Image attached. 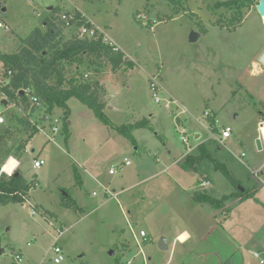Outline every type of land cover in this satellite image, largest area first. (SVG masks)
<instances>
[{"label": "rangeland", "instance_id": "rangeland-1", "mask_svg": "<svg viewBox=\"0 0 264 264\" xmlns=\"http://www.w3.org/2000/svg\"><path fill=\"white\" fill-rule=\"evenodd\" d=\"M221 1L226 0H180L181 11L172 15L174 5L168 0H0L5 9L3 11L1 7L0 21L2 19L9 28H0V52H12L13 49L15 52L35 26L45 32L47 27L40 22L50 13L47 10L49 6L58 5L54 14L56 18L63 12L82 14L85 11L100 25L96 28L98 33L103 31L106 36H111L128 54L129 60L135 65L138 63L135 69L124 71L123 68V72L107 78L110 99L117 103L119 109L108 108L105 113L116 126L153 115L150 118L154 127L137 129L135 135L139 143L134 144L116 128L100 121L76 97L68 101L71 108L69 114L57 109L55 114L60 118L61 128L55 135L56 143L46 141L47 136L38 132L25 150L18 152L19 158L16 154L14 156L20 162L19 170L29 180L36 178L39 185L32 190L26 206L20 202L5 205L0 202V247L4 250L0 255V264H42L44 260V264H53L50 250L61 222L67 228L59 241L66 256L61 264H125L138 251L131 226L137 233L145 228L152 239L143 243L147 264H150L149 256L154 264H165L169 258V264H177L188 245L189 249L195 248L196 240L187 245L176 242L175 252L170 256L172 233L178 228L192 231L196 227L197 230L210 231L212 227L207 220L196 223L194 218L185 217L179 208L180 199L172 194L175 186L180 184L173 175L181 169L178 161L189 147L201 140H204L201 144H206L213 152V157L203 162L201 170L213 174L218 171V178L209 191L218 188L219 200L224 197V192H235L241 188L243 193L245 189L249 192L257 185L255 195L245 192V199L234 203L228 212L219 211L218 249L233 247L229 242L231 240L228 241L222 233L224 228L238 243L244 263L260 264V259H256L251 251L260 253L264 259V141L258 128V121L264 114V69L258 63L261 71H255L251 61L257 59L264 49V19L256 7L259 0H255L250 9L243 10L241 25L234 30L221 27L216 24L217 19H227L233 13L224 6L217 7V2ZM140 15H145L146 19ZM84 19L90 20L85 16ZM63 24L60 21L57 24L62 30V43L79 39L76 31L66 29ZM205 28L206 32L203 31ZM193 32L200 36L196 41L191 40ZM111 45L120 49L114 42ZM81 57V64L66 62V85L75 77L78 82H98L103 87L97 79L90 77L91 73L102 74L106 69H112L111 64L104 58L88 57L86 53ZM145 70L151 71V75L160 72L158 75H161L165 92L179 97L202 120H206L204 111L213 108L217 112L218 132L224 126L232 128V136L225 145L211 141L205 122L199 124L191 116L185 120L188 133L192 136L188 145L184 143L174 122L180 110L177 111L174 105L169 109L155 102L150 75L147 76ZM4 73L2 67L1 86L8 84ZM19 92L25 94L23 89ZM105 96L106 92L104 99H107ZM30 100L27 96V101H19V107H11L7 112L2 128L11 127V131L4 132L0 128V157L4 154L0 162L9 153L18 151V146L27 141L32 132V127L29 125L27 128L20 122L21 119L29 121L30 115L36 112L39 120L44 114L43 106L41 109L33 108ZM185 115L181 114L182 117ZM66 123L70 132L67 141L64 132ZM261 127L264 133V122ZM195 129L202 134L199 140L193 135ZM49 136L53 137V134L49 132ZM258 139H261L260 147ZM34 148L37 152H33ZM196 152L197 149H194L191 153ZM14 157L6 162L11 164L5 166L8 171L17 163ZM35 157L46 160L38 170L33 169ZM125 158L132 164L125 165ZM217 162L222 164L220 166L224 165L233 179L239 180L232 182L222 170L215 169ZM111 165L116 167L114 175L109 172ZM88 169L95 172L101 183L111 190L117 182L125 188L137 180L142 183L139 189L129 188L124 196H119L121 207L112 198L104 208L93 211V206L99 205L103 196L102 188L94 181L89 182L91 175ZM251 170L260 173V177L255 179L258 183L250 178ZM150 176L151 180L143 182ZM193 176L192 173L183 176L185 185H193ZM177 179L182 180V176H177ZM95 187L98 196L93 197ZM84 190L89 191L87 203L82 197ZM32 203L44 204L59 219L48 220L39 211L32 214ZM223 207L222 203L218 204V210ZM128 209L134 212L136 219L132 218ZM207 210L212 211V208L208 206ZM113 228H117L118 233L113 234ZM162 231L170 238L166 249H161L158 243ZM205 243L192 255L188 253L186 264H204L199 251L207 249L209 246L206 245L213 242ZM123 245L131 247L132 251L124 253L121 250ZM17 253L23 256L21 262L15 260ZM136 259L143 261L142 256ZM221 259L224 258L220 254L218 259L213 255L209 257L210 264H224Z\"/></svg>", "mask_w": 264, "mask_h": 264}, {"label": "trees", "instance_id": "trees-1", "mask_svg": "<svg viewBox=\"0 0 264 264\" xmlns=\"http://www.w3.org/2000/svg\"><path fill=\"white\" fill-rule=\"evenodd\" d=\"M168 1L174 5L172 15L178 14L182 9L179 4L180 0ZM255 3V0H226L217 2V7L224 6L233 13L227 19H217L216 24L234 30L243 22V10L246 8L250 9ZM56 12L57 9H54L52 16L45 19L44 25L47 27L45 32L37 27L21 41L19 48L15 52H0V61L3 63L5 70L4 76L8 80V84L2 86L1 90L8 96L9 102H18V100L25 102L27 101L26 94L19 91L27 87L32 88L45 107L46 113L50 115L54 113L56 108H61L66 114H69L70 108L68 106V100L76 97L83 104L87 105L100 121L108 127L116 128L120 134L136 144V139L133 134L134 130L150 128V120L148 118H142L134 123L119 126L114 125L105 113V89L98 82H78L75 77H72L67 82L68 85H66L64 75L66 62L71 64L77 62L81 64L83 62L81 56L84 53L88 57L95 56L96 58H104L106 62L111 64L112 69L115 71L123 68H133L135 63L129 60L121 49L103 43L102 35L96 39L74 38L62 43V30L54 22L56 18L54 14ZM172 15L170 16L171 19L173 18ZM203 31L206 32V28ZM58 37H61V39H58ZM208 120L210 121L212 130L218 132L215 116L212 115ZM20 122L26 124L27 128H29V125L31 126V122L25 119H21ZM2 131L9 132L11 130L9 127H5L2 128ZM64 131L67 139L70 135L67 123ZM37 133L38 129L36 126H32V132L29 138L18 146V151L14 155H17L19 151L25 150L28 142ZM209 157H213V152L207 148L206 144H200L197 147L196 153H189L184 157L182 167L188 170L199 171L203 162ZM220 165L222 164L217 162L214 166L215 169L222 170L227 178L235 182L228 170L223 167L224 165ZM33 188H35L33 182H28L19 170L12 176H8L6 173H0V201L3 204L9 202H26L30 198L29 192ZM256 190L254 186L252 189H249V192L245 189V192L255 195ZM245 192L243 193L238 189L231 196L245 199ZM228 198L230 196H224L221 200H216L207 196L202 197L200 193H195V199L197 201L209 202L215 206H218L219 203L226 201Z\"/></svg>", "mask_w": 264, "mask_h": 264}, {"label": "crops", "instance_id": "crops-1", "mask_svg": "<svg viewBox=\"0 0 264 264\" xmlns=\"http://www.w3.org/2000/svg\"><path fill=\"white\" fill-rule=\"evenodd\" d=\"M67 5V4H66ZM2 8H3V11L5 10L4 9V7H3V4H2ZM59 7H58V5L57 6H55V5H52V6H49L48 7V11L50 12V13H47L46 14V16H44L43 18H42V20H41V22L40 23H42V24H44V21H45V19L47 18V17H51V15H52V11L54 10V9H58ZM82 14L85 16V17H88L89 19H90V21L93 23V24H95L96 26H98L99 24L98 23H96L94 20H93V18L92 17H90L85 11H82ZM1 18V17H0ZM1 21H3L2 19H1ZM4 22V21H3ZM100 26V25H99ZM37 27H39V26H35L32 30H34L35 28H37ZM32 30H31V32H32ZM30 32V33H31ZM111 37V36H110ZM200 37V36H199ZM111 39H112V41L114 42V43H116V45L120 48V46L117 44V42L111 37ZM19 45V44H18ZM17 45V46H18ZM16 46V47H17ZM15 47V48H16ZM121 49V48H120ZM122 50V49H121ZM14 51V49L12 50V52ZM123 51V50H122ZM123 52H125V51H123ZM260 52V51H259ZM6 53H10V52H6ZM127 56H128V54L127 53H125ZM129 57V56H128ZM257 59H255V60H252L251 62L253 63L254 61V63H258L257 61H256ZM0 71H1V69H2V67H3V63L0 61ZM136 65H138V63H136ZM135 65V66H136ZM135 66L133 67V68H130V69H124V71H126V70H131V69H135ZM263 70V69H262ZM120 71H122L123 72V70L121 69V70H117V71H114V70H112L111 68H108V70L106 69V71L103 73L102 72V74H100V73H98L97 75H94V74H92L91 73V78H93V79H97L102 85H103V87H104V89L106 90V96H107V99H104L105 100V102H106V109H105V112H106V110H108V108H110V109H113V110H118L119 109V106L117 105V103H115L113 100H111L110 99V89H109V86H108V80H107V78H109L110 76H114V75H117V74H119L120 73ZM146 71V70H145ZM146 73H147V76H148V74L149 75H151V71H146ZM100 74V75H99ZM1 85H0V102H2L3 100H5L6 101V103L5 104H10V103H13V102H10V103H8L9 101L7 100L8 99V96L4 93V91H2L1 90ZM164 88V87H163ZM117 90H118V88H117ZM117 90H115V92H117L118 93V91ZM165 90V89H164ZM164 93H166L165 91H164ZM111 95H113L114 96V93H111ZM166 95H168V96H170V97H172V98H174V99H176V100H178L179 102H180V104H182L184 107H185V109L187 110V112L185 113V114H187V115H185V116H183V119H187L188 118V116H191L197 123H201L202 125H203V122H205V128L206 129H209L208 128V126H209V123H210V121L208 120V118L209 117H211L212 115H214L215 116V121H216V126H217V123H218V119H217V112L213 109V108H211V109H206L205 111H209L211 114H210V116L209 117H207V118H205V116H204V118L206 119L205 121L204 120H202L199 116L197 117L191 110H190V108H188V106L186 105V104H184V102H182L181 100H180V98L179 97H177L176 95H174L173 93H171V92H167L166 93ZM105 96V97H106ZM69 101V100H68ZM18 102H19V100H18ZM17 102V103H18ZM107 102H109V104H107ZM3 103V102H2ZM115 105H114V104ZM68 106H69V108H70V105H69V102H68ZM57 109H61V108H56L55 109V111L57 110ZM62 110V109H61ZM55 111H54V114H55ZM70 111H71V108H70ZM204 111V112H205ZM261 113H263V112H261ZM56 115V114H55ZM203 115H204V113H203ZM37 116H38V113H36V112H33L31 115H30V120L31 121H33V122H35V123H38V119H37ZM145 116V115H144ZM150 116H153V115H149V116H145L146 118H148L149 120H150V128H147V129H154V127H153V124H152V118H150ZM41 117V116H40ZM39 117V118H40ZM264 114H263V116L259 119V121H258V128L260 127V125H261V123H263L264 122ZM203 121V122H202ZM93 122H95L96 124H99L97 121H93ZM174 122H175V119H174ZM186 120L184 121V123H185V125H186V127H187V124H186ZM71 122H69V124H70ZM46 126H48V124H46ZM3 127V124H0V128H2ZM197 127V126H196ZM225 127V126H224ZM9 128H11V127H9ZM108 128V127H107ZM137 130V129H136ZM136 130L134 131V136H135V139H136V144H138L139 142H138V139H137V137H136V135H135V132H136ZM65 132V131H64ZM219 133V132H218ZM193 135H194V137H195V139L196 140H199L200 138H201V136H202V134H201V132L200 131H198L197 129H195V131H194V133H193ZM197 135H198V137H197ZM57 136V135H56ZM54 137L53 138V142H55V139H57V137ZM232 136V135H231ZM231 137H229L228 139H230ZM209 139L211 140V141H217V140H214V139H211L210 138V136H209ZM227 139V140H228ZM227 140H225V142L227 141ZM261 140V139H260ZM46 141H48V142H51L49 139H47ZM65 141H67V139H66V137H65ZM30 142V141H29ZM28 142V143H29ZM202 142H204V140H201V141H199L198 143H196V144H194V146H191L192 148H193V150L194 149H197V147L202 143ZM218 142V141H217ZM56 143V142H55ZM225 145V144H224ZM209 147V146H208ZM137 150L139 149V147L138 148H136ZM257 150H259V149H257ZM261 151V148H260V150H259V152ZM33 152H37L36 151V149L34 148L33 149ZM110 153V150L108 151V154ZM169 154H171V152L169 151ZM15 155L11 152V153H9V155L7 156V157H4L3 158V160H1V165H0V168L2 167V165H4V163L6 162V161H8V159L10 158V157H14ZM1 157H3V156H1ZM0 157V159H2ZM14 158H16V157H14ZM5 159V160H4ZM35 159H43V160H45L44 158H39V157H35V158H33V162H34V160ZM126 159V158H125ZM124 159V160H125ZM18 160V159H17ZM158 160H160L159 158H158ZM183 160H184V154L182 155V157H181V159L178 161L179 163H180V166H181V169L179 170H177V171H175L174 172V178H175V180L178 182V184L180 183L181 185H183V186H181L180 184L179 185H177V186H175V190H174V192L172 193L173 194V196L175 197V198H177V199H180L179 201H178V203L179 204H181V206L179 207V208H181V210H182V212H183V214L185 215V217H187V218H194V221L197 223H203V221L204 220H207V221H209L211 224H212V227H211V230L210 231H201V230H197V228L196 227H193V229H192V231L190 230V229H188V228H183V229H179L178 228V230H176V231H174L173 233H172V247H171V252H170V256L173 254V252H175L174 251V246H175V244H176V242L177 243H180V244H184V245H187V244H189L190 243V241H192V240H196L195 242H194V247L195 248H188V246L186 247V252H184L179 258H178V261H177V264H186V260L188 259V255L189 254H191L192 255V253H194L193 251L196 249V248H198L199 249V247H201L202 245H205L206 243L205 242H208V241H212L213 243L212 244H209V245H206V246H209L207 249H205V250H202V251H199V255L201 256V257H203V259H204V264H210V260H209V257L210 256H214V258L215 259H218V254H220L221 256H222V258H224V259H221V263H224V264H230V263H232V264H245L244 263V258H243V253L240 251V247H238V243L236 242V241H234V238L232 237V235H229L228 233H227V231L223 228L222 229V233L224 234V235H226L227 236V239H228V241L229 240H231V241H229L230 242V244L233 246V247H231L229 250L227 249V250H221V249H218V214H219V211H225V212H228L229 211V209L230 208H232V205L234 204V203H237V202H240V201H243V198L242 197H234V196H231V195H233L235 192L234 191H230V192H224V194H222V196H230V198H228L225 202H222V205L224 206L222 209H220V210H218V206L217 207H214V205H212L211 203L209 204L208 202H200V201H197L196 199H195V193H200L201 195H202V197H211V198H214V199H216V200H218V188H216V189H214L213 191H209V189L210 188H212L213 189V183L215 182V179L216 178H218V175H217V172L218 171H216V172H214V174L213 173H211V172H209V173H206V172H202V170L200 169L199 171H195V170H191V169H185V168H183L182 167V162H183ZM19 161V160H18ZM74 161H76L75 159H74ZM45 163H46V160H45ZM132 164V163H131ZM130 164V165H131ZM113 165H111V167H112ZM85 167V166H84ZM111 167H110V169H111ZM168 168V167H167ZM33 169H35L34 167H33ZM87 169V168H86ZM109 169V170H110ZM18 170H19V168H18ZM17 170V171H18ZM35 170H38V169H35ZM20 171V170H19ZM21 172V171H20ZM88 172L90 173V175H91V177H90V181L89 182H92V181H94L96 184H98L101 188H102V199L99 201V205H94L93 206V211H97V210H99V209H102V208H104V206H105V204L107 203V201L108 200H112V198H113V200H115L118 204H119V206L121 207V201H120V197L119 196H124L125 194H126V191H127V189H129V188H137V189H139V185L142 183V181H139V180H137V181H135L132 185H128L126 188L120 183V182H117V184H116V186L115 187H113V189L111 190V189H109L108 187H105L102 183H101V181H100V179H99V176L95 173V172H92V170L91 169H88ZM251 173L249 174V176H250V178L252 179H254L255 180V178L253 177V174H252V170L250 171ZM23 175H24V177H25V179L28 181V182H33V184H34V186H35V188L36 187H38V185H39V183H38V181H37V179L36 178H33L32 180H29L28 178H27V176L23 173V172H21ZM117 173V172H116ZM186 173H192V174H194L195 175V177H197V183H195V177L193 176V185H189V186H187V185H185L186 184V182H185V178L183 177ZM115 174V173H114ZM114 174H112V175H114ZM111 175V174H110ZM177 176H182V180H180V179H177ZM252 176V177H251ZM152 179V177L150 176L149 178H145L144 179V181L143 182H146V181H149V180H151ZM237 180H239L238 178H236ZM235 179V177H234V180H236ZM256 181V180H255ZM255 183H258L257 181L255 182ZM255 183L253 182V184L255 185ZM82 184H83V180H82ZM93 184V183H92ZM195 184V185H194ZM204 184V185H203ZM257 185H255V187H256ZM35 188H33L32 190H34ZM96 188L97 187H95L93 190H92V196L93 197H96V196H98V190H96ZM32 190L29 192V197H31L32 196ZM81 190H83V189H81ZM85 191V190H84ZM84 191H82V197H83V199H84V202L85 203H87L88 201H89V195H88V190H86L85 192ZM88 191V192H87ZM228 191H229V189H228ZM215 194H217V196L215 195ZM111 198H110V197ZM221 199V198H220ZM28 202L30 201V198L27 200ZM27 201H26V203H27ZM1 202V201H0ZM2 203V202H1ZM10 203V202H9ZM25 203V204H26ZM3 204V203H2ZM8 204V203H7ZM24 204V202L22 203V205H24V206H26ZM32 204H34V205H36L37 206V208H38V211L40 212V213H42L43 215H44V217L46 218V219H48V220H53V219H59L58 218V215L57 214H55V212H53V211H51V210H49L44 204H42V203H32ZM72 204H74V202H73V200H72ZM5 205V204H4ZM208 206H210L211 208H212V211H208L207 210V208H208ZM128 212H129V214L130 215H132V218H134V219H136V215L134 214V212L132 211V210H130V209H128ZM138 213V212H137ZM35 215V214H34ZM135 223H137V221H135ZM61 225L63 224L62 222L60 223ZM61 225H59L58 227H57V229H56V231H58V229H64V233H63V235L66 233V230H67V228H65V227H63V225L61 226ZM141 229H144L145 231H146V233H147V235H148V240L147 241H152V239L151 238H149V234H148V231L145 229V228H141ZM140 229V230H141ZM200 229V228H199ZM112 233L113 234H116V233H118V230H117V228H113L112 230ZM185 232H186V234H187V237H188V239H187V241H180L179 240V237H180V235H182V234H185ZM208 232V233H207ZM63 235H61L58 239H57V232H56V235H55V237H54V242L56 241L58 244H60V245H62L61 243H59V241H60V238L63 236ZM57 239V240H56ZM159 239H165L166 240V242H167V247L169 246V240H170V238L168 237V235L165 233V232H160V236H159ZM146 241V242H147ZM54 242H53V244H54ZM124 243H126V242H124ZM123 243V244H124ZM159 243V242H158ZM52 244V245H53ZM62 247H63V245H62ZM202 247H204V246H202ZM206 248V247H205ZM63 249H64V247H63ZM121 250L124 252V253H128V251H132V248L131 247H129V246H126V245H123L122 246V248H121ZM4 251V250H3ZM2 251V252H3ZM50 252H52V246H51V250H50ZM255 252V251H254ZM189 253V254H188ZM251 253H253L252 251H251ZM53 254V253H52ZM146 254V253H145ZM22 255V254H21ZM254 256V255H253ZM22 259H23V256H22ZM257 259V258H256ZM22 261V260H21ZM217 262H218V260H217ZM45 263V260L42 262V264H44ZM148 263H150V264H154V261H153V258L151 257V256H149V259H148ZM170 263V258H169V260L165 263V264H169ZM17 264H19V263H17ZM21 264V263H20ZM260 264H262V263H260ZM264 264V263H263Z\"/></svg>", "mask_w": 264, "mask_h": 264}, {"label": "built area", "instance_id": "built-area-1", "mask_svg": "<svg viewBox=\"0 0 264 264\" xmlns=\"http://www.w3.org/2000/svg\"><path fill=\"white\" fill-rule=\"evenodd\" d=\"M140 16L142 18L146 19L145 15H140ZM56 19L57 20H54L56 24H59V21L63 22L64 23L63 25L66 26V29L76 31L77 37L79 39H87V38L95 39V38H98L102 35L103 43L110 44V45L113 44L111 37H109L108 35L106 36V33L103 31H102V33H98V30H97L98 27L95 24H93L90 20L86 21L84 19V15L81 14L80 12L79 13H76L75 11L63 12V13L59 14ZM0 28H5V29L9 30V28L2 21H0ZM158 74H160V72L150 75V81H151L150 87H151V90L153 93L154 100L156 103H161L166 108L171 109V108H173L172 105H174L175 108L177 109V111L180 110L181 113H176V115L174 117L175 127L177 128V130L182 135L183 142L188 145L189 141H190V136H192V135L188 133L187 127L184 123L185 119H183V117L181 116V114L186 113L187 110L185 109V107L182 104H180V102L178 100H176V99H174L168 95H163L165 90H164L163 85L161 83V75H158ZM23 90H24L26 96H30V98H31L30 101H31L32 107L37 108V109H41V106H43V104L40 101L39 97L34 93V90L30 87L23 88ZM8 103H10V102H8ZM11 107L17 108V107H19V105L17 102H13L10 104H4V103L0 102V124H3L6 122L7 112ZM42 109L44 110V114L39 118L38 123H35L31 120H29V121L31 122V127L36 126V128L38 129V132L44 133L47 136V138L50 141H52L54 136L58 132H60V128H61L59 126L60 118L57 117L56 115H53L54 113H52L51 115L47 114L44 106ZM210 114L211 113L209 111H205L204 112L205 118L209 117ZM49 122H50V124H49ZM46 123L48 124L49 127L46 126ZM208 128H209L208 130L211 134L210 138L219 141L223 145L225 144V140H227L232 135V128L230 126L223 127L220 133L214 132L212 130V126L210 123H209ZM259 131H260L261 139H262V141H264V133H263V128L261 127V125L259 127ZM49 132H51L53 134V137L49 136ZM192 151H193V148L189 147L187 153L184 154V157L187 154L191 153ZM124 161H125V165L131 164L130 160H128V159H125ZM6 162L4 163V165H2V167L0 169V173H6L8 176H12L18 170V168L20 166V162H18V164L11 171H6V170L4 171V167L6 166ZM44 164H45V160L35 159L33 162V167L36 169H39ZM109 172H110V174L116 173V167H112L109 170ZM252 174H253V177L255 179L260 177L259 172H254L252 170ZM25 203L26 202H24V204ZM31 207H33L32 208V214H36L38 211L37 206L32 204ZM130 228H131V231H133V235H134L135 240L137 242L138 251L130 259H128L125 264H147V256L143 250V243L148 240V235H147L146 231L143 229H141L139 231V233H137L132 228V226ZM63 233H64L63 228L58 229L57 239L61 235H63ZM28 244H30V243H28ZM52 253H53V255L51 256V262L53 264H61L66 260V256L64 254V249H63L62 245L58 244L56 241L52 245ZM253 255L255 258L260 259V263H262V264L264 263V259L261 258L260 253L255 251V252H253ZM138 256L143 257L142 262L137 261L136 258ZM15 260L17 262H21V260H22L21 253H17L15 255Z\"/></svg>", "mask_w": 264, "mask_h": 264}, {"label": "water", "instance_id": "water-1", "mask_svg": "<svg viewBox=\"0 0 264 264\" xmlns=\"http://www.w3.org/2000/svg\"><path fill=\"white\" fill-rule=\"evenodd\" d=\"M1 7H2V3H0V12H2ZM256 7H257V10L259 11V13L261 14V16H264V0H259V2H258ZM198 38H199V34L193 32L192 35H191V40L192 41H196ZM257 61L264 69V49L260 53V55L258 56ZM2 102L4 104L6 103L5 100H3ZM197 137H198V135H197ZM258 143H259V147H260L261 146L260 145V139H258ZM241 190L243 191L244 189L241 188ZM159 247L161 249H166L167 248V242H166L165 239H160L159 240ZM2 251H3V249L0 247V255L2 254Z\"/></svg>", "mask_w": 264, "mask_h": 264}, {"label": "bare ground", "instance_id": "bare-ground-1", "mask_svg": "<svg viewBox=\"0 0 264 264\" xmlns=\"http://www.w3.org/2000/svg\"><path fill=\"white\" fill-rule=\"evenodd\" d=\"M263 19H264V16H263ZM255 62V61H254ZM253 62V63H254ZM254 67H255V71H257V72H260L261 71V67L259 66V64L258 63H254ZM14 159H16V158H14ZM16 161H17V163L11 168V170L18 164V160L16 159ZM6 165H9V166H11V164H10V162H8V163H6ZM8 171L5 167H4V171ZM10 170V171H11ZM187 239H188V237H187V234H186V232H185V234H182V235H180V237H179V240L180 241H187Z\"/></svg>", "mask_w": 264, "mask_h": 264}]
</instances>
